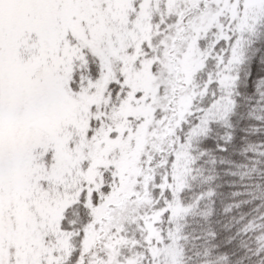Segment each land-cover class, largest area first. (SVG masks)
Instances as JSON below:
<instances>
[{
  "label": "snow or ice",
  "instance_id": "6c2138e0",
  "mask_svg": "<svg viewBox=\"0 0 264 264\" xmlns=\"http://www.w3.org/2000/svg\"><path fill=\"white\" fill-rule=\"evenodd\" d=\"M0 264H264V0H0Z\"/></svg>",
  "mask_w": 264,
  "mask_h": 264
}]
</instances>
